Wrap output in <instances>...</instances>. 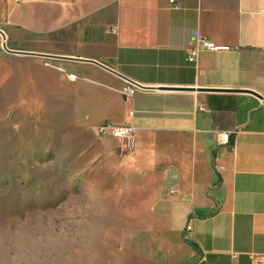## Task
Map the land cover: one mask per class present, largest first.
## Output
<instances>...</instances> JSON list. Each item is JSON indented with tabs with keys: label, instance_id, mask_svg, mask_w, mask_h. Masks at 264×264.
Here are the masks:
<instances>
[{
	"label": "crops",
	"instance_id": "1",
	"mask_svg": "<svg viewBox=\"0 0 264 264\" xmlns=\"http://www.w3.org/2000/svg\"><path fill=\"white\" fill-rule=\"evenodd\" d=\"M174 1L29 0L40 12L10 52L25 101L83 133L89 167L144 195L126 237L166 232L185 249L169 264H264V0ZM199 36L228 49L188 62ZM125 79L144 87L124 96ZM103 122L132 124V142L98 136ZM125 251L98 264H139Z\"/></svg>",
	"mask_w": 264,
	"mask_h": 264
},
{
	"label": "rangeland",
	"instance_id": "2",
	"mask_svg": "<svg viewBox=\"0 0 264 264\" xmlns=\"http://www.w3.org/2000/svg\"><path fill=\"white\" fill-rule=\"evenodd\" d=\"M27 2L0 0V264H98L111 247L139 264L173 262L185 249L166 232L126 237L144 195L115 169L89 167L83 133L25 101V65L2 43L21 50L28 11L40 12Z\"/></svg>",
	"mask_w": 264,
	"mask_h": 264
},
{
	"label": "built area",
	"instance_id": "3",
	"mask_svg": "<svg viewBox=\"0 0 264 264\" xmlns=\"http://www.w3.org/2000/svg\"><path fill=\"white\" fill-rule=\"evenodd\" d=\"M169 2L172 8L179 7L178 3H176L174 0H169ZM202 49L219 51V50H227L228 47L224 45L216 44L211 40L207 39L206 37L199 36L196 39V42L188 49L186 56L187 61L195 63L197 56ZM65 72H66L65 73L66 78L70 81L74 80L77 76L76 73L72 71L65 70ZM124 81H125V85L122 88V94H124V96H131L136 89L144 87L140 83H137L129 79H125ZM197 108L200 110L204 109L203 106L200 105H198ZM133 131H134L133 125L128 122L122 124H112L110 122H103L97 125V127L95 128V132L98 136L114 137L116 139L123 140L127 145H129L133 140ZM216 142L220 145H227L231 149L233 148V145L230 143L228 131H219L217 133ZM189 229L190 226L186 225V230Z\"/></svg>",
	"mask_w": 264,
	"mask_h": 264
},
{
	"label": "water",
	"instance_id": "4",
	"mask_svg": "<svg viewBox=\"0 0 264 264\" xmlns=\"http://www.w3.org/2000/svg\"><path fill=\"white\" fill-rule=\"evenodd\" d=\"M2 48L5 50V51H8V52H13V53H22L21 50H15V49H9L5 46V44L2 43ZM252 95L258 97V98H261V96L255 92H251Z\"/></svg>",
	"mask_w": 264,
	"mask_h": 264
}]
</instances>
